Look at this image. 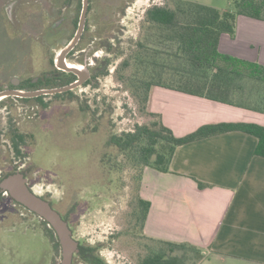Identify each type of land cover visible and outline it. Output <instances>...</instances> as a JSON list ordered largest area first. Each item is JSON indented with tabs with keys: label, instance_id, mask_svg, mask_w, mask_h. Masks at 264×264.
<instances>
[{
	"label": "rangeland",
	"instance_id": "obj_1",
	"mask_svg": "<svg viewBox=\"0 0 264 264\" xmlns=\"http://www.w3.org/2000/svg\"><path fill=\"white\" fill-rule=\"evenodd\" d=\"M4 1L7 2L0 0L1 87L9 84L10 71L14 69H26V79L51 72L57 53L68 41L61 39L53 42L47 38L48 33H39L37 20L30 16L23 17L22 23L17 19L10 24L16 7L11 4L9 14L5 15L2 10ZM25 1L44 11L50 23L68 24L64 29L65 36L73 34L75 29L72 31L69 23L78 13L75 2L67 11L68 19L62 23L59 20L62 16H56V13L57 8L69 6L63 0ZM116 1L92 0L86 41L82 43L85 51L75 53L81 55L83 61L73 57L67 60L70 64L82 66L92 60L98 64L103 58L111 59L109 73L97 79V86L91 84L77 88L75 96L80 101L70 100L68 96H47L44 98L48 104L46 108L34 101L11 99L7 102L15 111L11 117L13 122L22 132L32 135L33 140L25 146L27 156L17 157L14 154L9 139L3 135L7 129L5 118L8 117L3 109L0 175L10 169L5 166V161L15 160L19 163L18 169L28 171L33 191L52 200L57 210L66 215L72 205L78 206L75 218L71 219V229L79 243H100V254L107 264H135L141 250L140 243L147 241L138 240L128 223L130 203H133L136 192L135 171L125 168L108 174V165L102 162V153L109 134L132 130L136 124L150 122L154 117L139 111L131 92L116 78V70L125 54L118 56L103 44L112 43L115 50L120 47L127 53L131 40H136L141 33L147 8L164 4L166 0H132L130 3L121 0L119 7L115 5ZM194 1L218 4L223 8L229 3V0ZM50 30L51 27L49 33ZM80 102L88 105L90 110H83ZM60 261L61 254H56L44 222L26 209L11 205L8 199H1L0 264H60Z\"/></svg>",
	"mask_w": 264,
	"mask_h": 264
},
{
	"label": "trees",
	"instance_id": "obj_2",
	"mask_svg": "<svg viewBox=\"0 0 264 264\" xmlns=\"http://www.w3.org/2000/svg\"><path fill=\"white\" fill-rule=\"evenodd\" d=\"M130 2L132 0H128ZM81 6L82 1L79 0L78 13ZM91 9L92 3L89 12ZM239 16L264 20V0H229L225 8L194 0H166L164 4L147 8L141 33L136 40H131L127 53L120 47L115 50L112 43H107L109 51H115L118 56L125 54L116 70L117 80L131 92L139 111L154 117L150 122L136 124L132 130L109 134L102 153L108 174L125 168L135 171L136 192L133 203H130L128 223L138 240H147L140 243L141 250L135 264H198L206 257V251L192 243L153 238L144 233L151 207V202L140 195L146 167L170 173L178 147L230 131L256 136L258 146L255 154L264 157L263 125L217 122L203 125L184 136H176L164 124L161 114L148 111L151 89L160 86L264 114V64L223 53L219 49L223 34L235 36ZM110 62L111 59L105 58L101 65L92 67V79L87 84L97 86V79L109 73ZM75 79V74L54 68L39 77L38 82L34 83L29 78L26 83L31 88H50L69 84ZM47 96L20 100L34 101L46 108L48 104L44 98ZM81 107L89 109L83 103ZM10 128L15 130V137L10 139L14 154L27 156L25 146L33 136L22 132L15 123H11ZM18 167L19 163H15L14 168L1 173L0 179L17 171ZM199 186L203 188L206 185L199 182ZM1 199L12 202V198L0 192ZM77 209L76 204L72 205L64 216L70 228ZM43 222L56 254L60 255L61 247L55 231L46 221ZM101 246L100 243H79L73 264H107L100 254Z\"/></svg>",
	"mask_w": 264,
	"mask_h": 264
},
{
	"label": "crops",
	"instance_id": "obj_3",
	"mask_svg": "<svg viewBox=\"0 0 264 264\" xmlns=\"http://www.w3.org/2000/svg\"><path fill=\"white\" fill-rule=\"evenodd\" d=\"M219 49L264 64V20L239 16L235 36L223 34ZM148 110L176 136L217 122L264 126L263 113L160 86L152 87ZM257 146L256 136L230 131L178 147L170 173L146 167L140 195L151 207L144 233L203 248L198 264H264V157Z\"/></svg>",
	"mask_w": 264,
	"mask_h": 264
},
{
	"label": "water",
	"instance_id": "obj_4",
	"mask_svg": "<svg viewBox=\"0 0 264 264\" xmlns=\"http://www.w3.org/2000/svg\"><path fill=\"white\" fill-rule=\"evenodd\" d=\"M90 0H82V9L78 29L74 37L62 48L55 57V65L59 70L72 72L78 79L60 87L41 88L35 90L4 89L0 91V100L9 96L35 98L43 95H54L73 90L84 84L90 77L86 65H70L67 54L75 47L85 29ZM0 190L14 201L45 220L55 231L61 247L60 264H73V257L79 250V242L73 237L72 229L61 214L51 205L50 201L34 192L28 183L26 172L18 169L0 179Z\"/></svg>",
	"mask_w": 264,
	"mask_h": 264
},
{
	"label": "flooded vegetation",
	"instance_id": "obj_5",
	"mask_svg": "<svg viewBox=\"0 0 264 264\" xmlns=\"http://www.w3.org/2000/svg\"><path fill=\"white\" fill-rule=\"evenodd\" d=\"M7 2H10L9 3V5H7V2H2V10H3V14H5V15H8L9 14V12H10V10H11V8H12V5L11 4H15L14 6L16 7L15 9H14V18L13 19H10V24H12L11 22L12 21H17V19L22 23V21L24 20V18L26 17V16H30V17H33V18H35V21L37 20V26H38V32L39 33H48L49 34V36H47V38H51V40L54 42V41H57V40H61V39H67L68 41H67V44H68V42L74 37V35L76 34V32H77V29H78V24H79V19H80V14H81V10H80V12L79 13H77V15H76V18L74 19H72L71 20V23H69V24H71V30L73 31L74 29V32H73V34H67L66 36H65V34H64V29H66L67 27H68V24H67V26H62V24H59V25H55V23H50V18H48V16H46V14H45V12L44 11H39L38 9H36V8H34V7H36V5H34V4H32V3H28V2H26L25 0H6ZM13 1V2H12ZM64 1V4H68L69 6H67V5H63L61 8H57V13H56V16H59V15H61L62 17H61V19H59V20H62V23H64V21L66 20V19H68V17L66 16L67 15V11H68V9L70 8V5H71V3L73 2H75L77 5H76V7L77 6H79V0H63ZM82 1V0H81ZM121 0H118V1H116L115 2V5L116 6H121ZM4 3V4H3ZM92 2H91V0H90V4H91ZM126 3H128V0H126ZM6 6V7H5ZM89 7H90V5H89ZM77 9H78V7H77ZM81 9H82V6H81ZM36 15H35V14ZM49 16H50V14H49ZM88 16H89V10H88V14H87V19H86V25H85V29H84V31H83V33H82V36H81V38H80V40L78 41V43L75 45V47L67 54V60L68 59H70V58H74V59H78L80 62L81 61H83L82 60V58H81V55H75V53L76 52H84L85 51V49L84 48H82V46H84L82 43L84 42V41H86L85 39V37H86V29H87V24H88ZM24 17V18H23ZM77 21V22H76ZM19 23V22H18ZM49 27H51V30H50V33H49ZM14 30V29H13ZM15 31V30H14ZM56 31V32H55ZM15 33H18V32H16L15 31ZM20 33V32H19ZM22 34V33H21ZM64 34V35H63ZM24 35V34H23ZM25 37H26V35H24ZM63 36H65V37H63ZM62 37V38H61ZM28 39L30 40L31 38L30 37H28ZM31 41H32V39H31ZM66 44V45H67ZM47 47V50H49L48 48V46L47 45H44L43 47L44 48H46ZM103 46H105L106 47V49H107V42H105L104 44H103ZM65 47V46H64ZM63 47V48H64ZM79 47H81L80 48V50L79 51H77V49L79 48ZM41 49H42V47H40ZM43 50V49H42ZM61 50V49H60ZM44 51L46 52V49H44ZM80 54V53H79ZM105 58H103L101 61H103ZM101 61H99L98 62V64L94 61V60H92L89 64H85L86 65V67L90 70V77H89V79L84 83V84H82V85H91V84H87L88 83V81L89 80H91L92 79V75H93V73H92V67H96V66H99V64H100V62ZM53 66H54V68H56V69H58L57 67H56V65H55V60L53 61ZM54 70V69H53ZM59 70V69H58ZM61 71H63V70H61ZM25 72H26V69L24 70V71H18V70H16V69H14V70H11L10 71V73H11V76H10V80H9V84H5L4 85V87H1L0 86V91H2V90H4V89H21V90H35V89H41V88H31V87H29L30 85L28 84V83H26V81H27V79L25 78ZM64 72H66V71H64ZM69 73H72V72H69ZM74 74V73H73ZM76 75V74H75ZM38 78L39 77H33L32 79V81L34 82V83H36V82H38ZM99 78H101V77H99ZM98 78V79H99ZM78 79V76L76 75V79L75 80H77ZM74 80V81H75ZM73 82V81H72ZM67 85V84H66ZM81 85V86H82ZM93 85V84H92ZM63 86V85H62ZM56 87H60V86H56ZM80 87V86H79ZM79 87H77V88H79ZM77 88H75V89H73V90H69V91H66V92H62V93H58V94H64V95H62V96H68L69 97V99L70 100H74V99H78L79 100V97H77V96H75V90L77 89ZM55 95V94H54ZM44 96V95H43ZM45 96H47V95H45ZM48 96H52V95H48ZM36 98V97H35ZM11 99H15V100H20V99H24V98H20V97H16V96H9V97H6V98H3V99H1L0 100V124H1V117H2V114H1V112H2V110L3 109H5L6 110V113L8 114V117H6L5 119H6V121H5V124H6V130L4 131V136H6L8 139H9V142H10V144H11V147H12V149H13V145H12V143H11V137L13 136V137H15V130L13 129V130H11V123H15V122H13V119L11 118L14 114H15V111H14V108H13V106H12V104H8L7 102L9 101V100H11ZM25 99H27V98H25ZM29 99V98H28ZM12 101V100H11ZM22 101V100H21ZM80 101V100H79ZM24 102H26V101H24ZM81 104H82V102H80V107H81ZM88 108H89V106H88ZM86 109V108H85ZM84 110V109H83ZM89 110H90V108H89ZM16 124V123H15ZM0 137H1V132H0ZM2 145H1V140H0V153H1V151H2ZM105 148V147H104ZM14 151V150H13ZM15 160L13 161V160H8V161H5V166H8L10 169H12V168H14V165H15ZM2 167V165H1V162H0V168ZM28 174V171H26V175ZM28 183H29V179H28ZM29 187L32 189V187H31V185L29 184ZM33 190V189H32ZM0 192H1V190H0ZM2 193V192H1ZM4 194V193H3ZM4 195H7V194H4ZM7 196H9V195H7ZM42 197H44L45 199H47V200H49L50 201V203H51V205L54 207V204H53V202H52V200H50V199H48L45 195H41ZM10 197V196H9ZM11 198V197H10ZM11 203V205H13V206H15V207H22V208H24V209H26L24 206H22L21 204H19V203H17L16 201H14L13 199H12V202H10ZM55 208V207H54ZM56 209V208H55ZM27 210V212H29V213H32V214H34V215H36V216H38L37 214H35V213H33V212H31V211H29L28 209H26ZM57 210V209H56ZM60 214H61V216L64 218V214L62 213V212H60L59 210H57ZM39 217V216H38ZM40 218V217H39ZM41 220H42V222H43V219L42 218H40ZM45 221V220H44Z\"/></svg>",
	"mask_w": 264,
	"mask_h": 264
},
{
	"label": "bare ground",
	"instance_id": "obj_6",
	"mask_svg": "<svg viewBox=\"0 0 264 264\" xmlns=\"http://www.w3.org/2000/svg\"><path fill=\"white\" fill-rule=\"evenodd\" d=\"M70 64V63H69ZM70 65H73V64H70Z\"/></svg>",
	"mask_w": 264,
	"mask_h": 264
}]
</instances>
